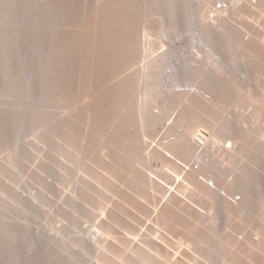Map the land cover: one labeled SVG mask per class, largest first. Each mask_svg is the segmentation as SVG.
I'll return each mask as SVG.
<instances>
[{
    "label": "rangeland",
    "instance_id": "1",
    "mask_svg": "<svg viewBox=\"0 0 264 264\" xmlns=\"http://www.w3.org/2000/svg\"><path fill=\"white\" fill-rule=\"evenodd\" d=\"M1 1L0 3H3ZM48 1L54 3L52 4L53 10L47 8L51 14L49 13L50 16L47 19L49 21H46V25H44L51 32V42L49 43L51 58H49V61L46 58L47 56L44 57L43 55L41 56L44 59H41V56L38 59L36 58V62L40 61L41 65H38L41 67L39 69L24 67L23 70L21 68L23 78L19 88L15 87L16 84L10 83L5 84L6 89L0 91V166H2L0 167V179L8 182L13 181L14 183L21 182L22 179H16V175L20 174L18 171L21 169L19 172L24 177L22 183L37 184L39 188L35 187L33 189L40 190L41 187L48 201L45 200L44 202L42 200V203H45L43 205H40L41 202L38 204L35 199L33 201V198L30 199L29 190H26L27 192L24 190L25 187L22 189L8 185L0 186V247L4 253L3 260L15 264L16 261H23L26 258L23 256L22 250L21 252L17 250L16 242L11 237L10 231L15 228L20 229L21 226L23 231L26 229L28 231H31V229L32 231L37 230V228L33 229L32 226H36L38 221L40 223V225L38 223L40 226L38 228L42 230V224L48 226V222L52 221V215L46 218L41 208L46 207L49 203L50 209L54 210V213L51 212V214H55L54 201L60 198L59 204L56 205L57 209L60 210V207L62 209L68 202L66 199L73 194L72 203H67L68 206H66L75 209L74 211L80 210L78 211L80 215L75 214L76 220L80 216L79 222L86 221L89 227L100 229L103 238H108L105 242H108L107 245L112 244L113 242L109 243V241L111 242L115 238L116 241H122L123 243H127L129 239L128 244L131 245L129 247L132 250V246H136V243L145 242L154 249L153 252H165L170 256L174 254V256H183L184 260L176 257L177 260L186 261L182 264H194V262L195 264H225V261L226 264H232L229 263L231 262L230 259L233 264H264V217H262L264 216V52L262 51V54H259L255 52L253 47V49L249 47L251 51L246 48L250 44H254L252 39L244 38L245 35L237 30L239 26L235 21V16L226 15L224 22L226 27L218 36L215 29L213 30L209 23L206 24V12L203 13L201 10L203 7L201 0ZM218 1L221 0H207L208 8ZM236 1V7L241 6L242 0ZM23 2L26 3L24 0ZM2 8V4H0V10H5L6 6L4 9ZM32 11L27 14V19L25 17L31 29L27 24L23 26L28 29L19 27L23 29L21 32L25 34L23 37L27 40L33 37L34 46H38L39 44L42 45L41 41H38L41 39L38 35L40 29L38 18L43 19L40 16L37 18L34 7ZM248 11L247 8L241 11L244 20L259 23L260 20L255 12L251 16V13L248 15ZM201 12L204 14L203 18ZM163 13H168L171 16V23L165 29H163L165 26L160 27L159 24V21L160 23L163 21V25L165 23ZM161 16L163 20L160 18ZM176 16L183 18L184 24L181 27L174 24ZM262 16H264V5ZM201 20H204L203 24ZM192 22L196 23L201 38H204L209 47L220 55L224 61L223 63H226V65L230 62L235 63V68L242 73V78L231 73H222L216 79L209 72L205 63H202L201 58L196 59L188 55V52L190 54L197 51V44L194 42L191 28ZM248 24L249 22L242 23L244 26L242 28L248 35L252 34L251 36L257 37L259 34H264V30H261L259 26L254 28L252 24ZM228 26L234 29L227 28ZM187 27L189 29L184 32V28ZM24 29L27 30V33ZM161 29L167 30L166 33L172 39L177 38L183 32L182 35H186L184 37L188 41V51L185 50L186 47L183 43L181 45L175 43L176 48H172V44L170 45V42L165 40V33ZM144 32L147 33L145 39L143 37ZM1 33L3 36H0V41H3V31ZM9 33H5L7 38H4V42L7 41L8 43L9 40V47L12 46V49H18V51L24 53L26 50L23 48L25 44L16 41L15 36H10ZM15 42L19 46H15ZM126 43H129L128 47ZM133 43L135 44L133 45ZM132 46L135 51L130 49ZM6 47L3 46L5 51L2 54L4 55L8 54ZM0 48H2L1 45ZM128 50L135 58L130 55ZM11 51V55L18 52ZM199 52L197 54L202 53ZM253 54L259 56L258 59ZM128 55L132 58H129ZM260 57L262 58L260 59ZM127 62L131 63L130 65L136 63L130 71L127 69L129 67ZM159 63H163V65L171 63L172 68L167 67L166 69L163 68V72L159 71L162 74L164 73V76H161L162 79L160 78L161 81L156 86L157 83L153 80L155 81V76L158 75L155 73H158L157 66H161ZM8 66L11 68L10 63H8ZM9 70L12 72L13 69ZM7 72L9 74L8 70ZM119 72L120 74H117ZM35 79H41L42 81V89L37 93L34 91L32 84V80ZM191 79H196L193 81H196L195 83L205 91L204 93H210L218 101L212 103L197 95L178 92L169 88V86L173 88V84L178 86L190 85L192 84ZM123 84L128 86L127 89L125 88L126 85ZM147 85L150 88V99L146 103L142 92L144 86ZM237 85H240L242 89H235ZM123 86L124 88H122ZM71 87L74 88L71 90ZM132 87H134L133 90ZM208 93L206 94L208 95ZM126 99L129 100L130 104ZM25 112H30L34 116L29 125L23 119ZM170 122L173 123L172 126H170ZM202 126L209 127H207V132L213 134L212 141L217 139L220 142L221 150H218L215 155H206V165L201 166L198 170H193L187 168V165L195 158L196 152L192 143V136L197 130L204 129ZM57 127L59 128L57 129ZM52 128H56V130ZM180 128L184 132L170 139L171 136L169 137V135H173L174 131H180ZM51 129L53 132H49L52 131ZM181 141L188 142L189 150L183 151L174 148L176 143ZM210 149L211 144L207 146L206 154ZM18 151L19 153L20 151L23 152L20 153L21 158L16 161L14 153ZM54 154L58 155L57 160ZM8 157H11L12 160H8ZM18 160L19 163L22 162L23 164L27 162L25 167L19 166ZM53 160H55V163L58 161V164H60L57 166L54 163L53 166H56V169L48 166V163L54 162ZM6 161L12 163L8 164ZM62 163L64 166L61 165ZM4 164L7 167H4ZM64 167H68L67 173L63 172H66ZM170 168H173L172 171L176 170L178 174L173 175V173H170ZM51 171L54 175V184H57H55L58 192L56 194H54L51 187L53 180ZM153 172L156 174L159 172L157 175L161 177V180L163 176L166 178L163 180L164 182L162 181L163 185L160 184L162 182L157 175H155V178L157 177L159 179L158 183L159 181L160 183L157 184L155 180H152L154 178L151 176L155 174ZM33 174L34 176L38 175V180H31ZM62 176H65V179L62 180ZM18 177L20 178V176ZM35 178L37 179V176ZM29 181H33V183ZM37 181L39 183H36ZM59 181H62L61 185ZM153 182L154 185L156 184L155 186ZM191 182L202 187L203 191L207 192H203V194L208 196L197 195L198 188L196 190ZM255 184L257 187H253ZM192 185L196 191L193 187H190ZM177 188L179 191L186 192L192 190V197L195 191L196 195L192 198L189 196L191 195L190 192H188L190 194L186 192H183V194ZM60 192L62 193L59 194ZM249 192L257 195L255 197L257 205H255L256 203L253 204L255 201ZM244 193L245 195L248 193L249 197L244 196ZM12 194H15L16 197ZM20 194L21 196L24 194L25 198L29 197V200L26 198L29 204L36 201L35 203L39 206L35 205L38 212L31 216L32 218L37 215L34 217L36 219L32 218L36 225L31 222L32 225L26 223L27 218L29 220L31 215L28 209L29 204L25 203L26 205H24L26 200ZM185 194L189 198L184 199ZM74 195L76 199L73 198ZM17 196L20 197L19 199L24 200L23 204L19 201L22 205L15 199ZM234 197H241L242 205H238L242 207V211L241 208L237 211L236 206L231 203ZM250 197L252 202H249L250 199L248 200ZM226 198L228 201L225 200ZM7 200L12 201V203ZM75 200H77V203ZM220 200L226 203L224 204ZM69 204H72L75 208ZM255 206L258 208L256 207L254 211L253 207ZM156 207L160 210H158L160 216L158 214L157 216L153 215L157 213ZM70 208L68 210L64 207V210H60L58 214L61 215L62 211H69V214ZM13 210L15 213L21 210V214L17 213L20 216L23 215L24 218L17 216L20 219L11 222L14 217L11 215L14 214ZM74 211L73 213H75ZM163 212L165 215L167 214L169 223L168 219L167 222H164L166 216L163 215ZM241 212L246 213L245 218L239 216ZM73 213L70 214L71 216L69 215L72 219L74 217ZM68 214L65 215V219ZM10 216L12 217L10 218ZM63 216L61 215L58 218L63 219L62 221L68 224L67 226H71V222L74 224L75 219L71 221L72 219L70 220L67 217L68 222V220H64ZM161 216L163 218L160 220ZM157 217L159 221L156 219ZM58 218L55 220V225L61 228L62 222ZM154 218L157 223L159 222L158 224L153 222ZM235 220H238V223ZM118 221L120 222L118 223ZM79 222L75 223L78 224ZM15 223H19L20 227L16 224L17 228ZM65 223L64 225H66ZM155 223L157 226L162 223L159 225L160 227L158 226L162 228L161 231L158 230L157 226L155 227ZM167 223L174 226L171 233L172 227L170 229L169 226V233L167 232L168 228L165 232L163 231V226L165 224L167 226ZM76 224L74 225L76 226ZM75 226L73 227L75 228ZM166 226L164 227L166 228ZM51 229L54 230L55 228ZM48 236L50 237V235L43 236L42 240L51 239L54 248L50 245L51 243H48L49 246L54 250H58L55 238L51 236L53 240ZM55 237L58 238V236ZM119 238H121V241ZM187 240L189 242L186 244L189 247L185 248L186 246L183 245H186L184 242H187ZM180 241H183L182 248L177 247L179 245L177 243H181ZM122 242L121 245H123ZM133 242H135V245ZM64 243L66 247L72 245L71 243L70 245L67 244V241H64ZM55 244L57 248H55ZM232 245H234V248L230 247ZM75 246L78 245L75 244ZM173 246H176L177 250L175 251H178L179 254H176L175 251L171 252V250L176 249ZM83 249L87 251L85 253L81 252L84 260H86L89 250L84 247ZM92 249H94V245ZM57 252L59 256H65L64 258L70 256L69 254L66 257L65 253L60 250ZM224 252L227 253L228 257ZM230 253H235L239 257L231 255V257H234L232 259ZM238 253L243 255L242 259H240L241 254ZM82 255L79 256L78 254L79 257ZM224 256H226L228 262ZM186 257L188 258L186 259ZM64 258L61 257L62 260H65ZM238 258L240 261H238ZM90 260V262L94 261ZM68 262L70 263V261ZM178 262L181 263L179 260Z\"/></svg>",
    "mask_w": 264,
    "mask_h": 264
},
{
    "label": "bare ground",
    "instance_id": "2",
    "mask_svg": "<svg viewBox=\"0 0 264 264\" xmlns=\"http://www.w3.org/2000/svg\"><path fill=\"white\" fill-rule=\"evenodd\" d=\"M24 1H26V3H24L23 2V0L21 1V0H2L1 2H3V3H0V4H2V9H4L5 8V6H6V8H5V10H0V11H3V12H0V31L2 32L3 31V34H4V38H7V37H5L6 35H5V33L6 34H8L9 32H12V33H14V34H10V36L12 35L13 37L15 36V39H16V41H18L19 43H23V44H25L24 45V49H26L25 50V52L24 53H22L20 50V52L18 51V49H12L11 47L12 46H10L9 47V40H8V43H7V41H6V43L4 42V38H3V41L1 42L0 41V45L2 46V48H0V91L1 90H4V89H6L5 87V84H10V83H14V84H16L15 85V87H20V82L22 81V78H23V72H22V70H23V68L24 67H32V68H40L39 67V65L38 64H40V61H38V62H36V60L38 59V58H40V56L41 55H43L44 57H46V58H48V61H49V58H51V50H50V48H49V43L51 42L50 41V36H51V32L48 30V29H46L45 27L46 26H44V25H46V21H49V20H47L48 19V17L50 16V11H48V10H51L52 9V7H53V5L52 4H54L53 3V1H52V3L50 2V1H41V0H24ZM99 2H101V1H99ZM201 2L203 3V7H202V12L204 13V12H206V24H210L211 26H212V29L214 30L215 29V32L217 33V35L218 36H220V34H221V31H223V29H225V16H223V14H222V12H217V11H215L214 9H213V4L212 5H210V7L208 8V3H207V0H201ZM236 0H229L228 1V3H229V5H230V7H228V11H226V13L228 12V13H230L231 15H234L235 16V21H236V23H238V26H239V29H237L240 33H242L243 35H245L244 36V38H246V39H252V43L254 44V45H252V44H250L249 46H247L246 48H248L249 49V47H253L254 48V50H255V52H258L259 54H262V51L264 52V34H259V36H251V35H248L244 30H243V28L242 27H244L243 25H242V23L244 22V23H248L249 22V24H252V26L254 27V28H256L257 26H259V28L261 29V30H264V16H262V14H263V5H264V0H257L256 1V3L255 4H252V2L251 1H246L245 2V4H243L241 7H238V8H236L235 9V5H236ZM98 3V2H97ZM58 6V5H57ZM35 8V11L34 12H37V18H38V16H40L43 20H40L39 18H38V24H39V26H40V29H39V32H38V35H40V38L41 39H37L39 42L41 41V43H42V45L41 44H39L38 46L36 45V46H34L35 44H34V40L31 38V39H29V40H27V38L25 39L23 36H25V34H23V32H21L23 29H21L22 27H24V28H26V29H28L27 27H25V26H23V25H26L27 24V26H29L28 25V23H27V20H25V17H26V19H27V14H29V13H31V12H33L32 11V8ZM55 7V6H54ZM234 7V8H233ZM47 8H48V10H47ZM58 8V7H57ZM245 8H247V10H249L248 11V15L250 14L251 16L254 14V12H255V15L258 17V19L260 20V22L259 23H253V22H251V20H244V15L241 13V11L243 10V9H245ZM53 10V9H52ZM201 12V16H202V18H203V16H204V14ZM50 13V14H49ZM225 13V14H226ZM166 14V15H165ZM163 13V17L165 18L164 20H165V23H164V25L162 24L163 23V21L160 23V21H159V24H160V27H162V26H165L163 29H165V28H167L168 26H169V24L171 23V16L168 14V13ZM165 15V16H164ZM160 17L161 19L163 18V17ZM250 17V16H249ZM163 20V19H162ZM201 22H202V24L204 23V20H201ZM262 23V24H261ZM158 24V25H159ZM162 24V25H161ZM174 24H176V26H179V27H181L182 26V24H184L183 23V18L182 17H180L179 16V18H178V16H176L175 18H174ZM248 24V25H249ZM157 25V26H158ZM168 25V26H167ZM19 26H21V28L19 27ZM156 26V25H155ZM156 26V27H157ZM167 26V27H166ZM237 26V25H236ZM237 26V27H238ZM155 27V28H156ZM18 28V29H17ZM19 28L21 29L20 31H19ZM29 28H30V26H29ZM191 28H192V32H193V39H194V42H195V44H197V46L195 45V44H193L194 46H196L198 49H197V53L200 51V52H202V53H200V54H197L196 53V55H200V56H198L196 59H198V58H201L202 59V63H205V59H203V58H205V57H209V55L211 56H215L217 59H218V64H217V66H216V68L219 70V72H220V74H222V73H231V74H233V75H235V76H237V77H240V78H242L243 76L241 75L242 73L239 71V70H237L236 68H235V63H228L227 65H226V63H223L224 61L222 60V58L220 57V55H218V54H216L212 49H211V47H209V44H207V42L205 41V39L203 38H201V36L199 35V32H198V29H197V27H196V23L194 22H192L191 23ZM210 28V27H209ZM221 28V29H220ZM227 28H231V29H234V28H232L231 26H228ZM31 29V28H30ZM163 29H161V30H163ZM185 30H184V32L187 30V29H189V27H187V28H184ZM259 29V30H260ZM25 30V29H24ZM128 30V29H127ZM257 30V29H256ZM5 31H7V32H5ZM26 31V33H27V30H25ZM158 30L156 29V32H157ZM164 31V30H163ZM167 31V30H166ZM166 31H164V33H165V40H167V41H169L170 42V45H171V47L172 48H176L175 46H177L178 44L179 45H181L182 43L184 44V46L186 47V49L185 50H187L188 51V41H187V38H185L184 36H186V35H182V33H180L179 34V36L177 37V38H175V39H172L167 33H166ZM0 32V33H1ZM125 32V31H124ZM128 32V31H127ZM161 32V31H160ZM96 33V32H95ZM259 33H260V31H259ZM262 33V32H261ZM2 34V33H1ZM0 34V36L2 37L3 35H1ZM257 35H258V32H257ZM10 36H9V38H10ZM249 36V37H248ZM38 37V36H37ZM126 37H127V33H126ZM143 37H144V39L145 38H147V33L146 32H144L143 33ZM250 37H252V38H250ZM8 38V39H9ZM129 39V38H128ZM96 41V40H95ZM127 41V40H126ZM135 41V40H134ZM133 41V42H134ZM174 41V42H173ZM251 41V40H250ZM255 41V42H254ZM257 42H258V44H257ZM2 43V44H1ZM5 43V44H4ZM16 43V42H15ZM30 44V46H28L29 44ZM33 45H32V44ZM38 43V42H37ZM131 43V42H130ZM177 45H176V44ZM96 44V43H95ZM98 44V43H97ZM129 44V43H128ZM128 44L126 43V46L128 47ZM135 43H133V45H134ZM5 45V47H6V45H8V47H6L5 49H7L8 50V54H7V52H6V54L7 55H4V54H2V52L3 51H5V50H3V46ZM17 45V43L15 44V46ZM169 45V44H168ZM169 45V46H170ZM17 46H19V45H17ZM26 46V47H25ZM34 46V47H33ZM95 46V45H94ZM39 47H41V48H39ZM96 47V46H95ZM115 47V46H114ZM200 47H202V48H200ZM11 48V49H10ZM136 48V47H135ZM250 48V49H251ZM252 48V49H253ZM126 49H128V48H126ZM130 49H134L133 48V46L132 47H130ZM249 49V50H250ZM12 50V51H11ZM16 50V51H15ZM137 50V49H136ZM10 51L11 52H17L16 54H14V53H12L13 55H11L10 54ZM130 50H128V52H129ZM133 51H135V49L133 50ZM140 51V50H139ZM251 51V50H250ZM127 52V53H128ZM132 52V51H131ZM253 52V51H252ZM261 52V53H260ZM5 53V52H4ZM39 53V54H38ZM90 53H91V51H90ZM94 53V52H93ZM130 53V52H129ZM128 53V54H129ZM134 53V52H133ZM2 54V55H1ZM37 54L39 55L38 57H37ZM92 54V53H91ZM140 54V53H139ZM248 54H249V52H248ZM251 54V53H250ZM130 55L132 56V54L130 53ZM136 55V54H135ZM188 55H190L191 57H193L192 56V54L190 53L189 54V52H188ZM201 55H203V56H201ZM253 55H256V54H253ZM94 56V55H93ZM129 56V55H128ZM257 56V55H256ZM126 57H127V54H126ZM133 57V56H132ZM132 57H130L129 56V58H132ZM139 57V56H138ZM258 57L259 56H257V59H258ZM37 58V59H36ZM43 57L41 56V59H42ZM45 58V59H46ZM95 58V57H94ZM128 58V59H129ZM133 58H135V57H133ZM262 57H260V59H261ZM36 59V60H35ZM44 59V58H43ZM53 59H55L54 57H53ZM251 59H253V58H251ZM92 60H94V59H92ZM129 60H131V59H129ZM128 60V61H129ZM134 61V60H133ZM94 62V61H93ZM125 62H126V60H125ZM131 62V61H130ZM260 62V61H259ZM8 63H10L11 64V68L13 69L12 70V72H11V70H9V69H11V68H9V66H8ZM23 63V64H22ZM91 64H92V62H91ZM125 64V63H124ZM131 64V63H130ZM128 62H127V66L129 65V67L127 68L129 71H130V69L134 66V64H136V63H134V64H132V65H130ZM159 64H161V63H159ZM226 66H225V65ZM41 65V64H40ZM131 66V67H130ZM172 68V66H171V63H169V65L168 64H166V65H163V63L161 64V66H157V68H158V73H155L157 76H155V78H156V80L154 81L153 80V82H156L157 84H156V86L160 83V78H161V76L163 75L164 76V73L162 74V72H163V68ZM207 67V66H206ZM225 67V68H224ZM21 68H22V70H21ZM124 69H125V67H123ZM122 68V69H123ZM208 68V67H207ZM119 69V68H118ZM7 70L9 71V74H8V72H7ZM117 71V70H116ZM159 71H162L161 73L159 72ZM130 73H132V72H130ZM129 73V74H130ZM117 74H120V72L119 73H117ZM131 75H134V74H131ZM136 75V74H135ZM130 76V75H129ZM126 77H128V76H126ZM131 77V76H130ZM133 77V76H132ZM135 77V76H134ZM159 77V78H158ZM119 78V77H118ZM129 78V77H128ZM127 78V79H128ZM135 78H137V77H135ZM154 78V79H155ZM129 79H131V78H129ZM128 79V80H129ZM133 79V78H132ZM162 79V78H161ZM198 79V78H197ZM138 80V79H137ZM148 80V79H147ZM192 80V79H191ZM193 80H196V79H193ZM192 80V84L193 83H195L196 81H193ZM132 81V80H131ZM134 81H135V79H134ZM44 82V81H43ZM129 82V81H128ZM119 83V82H118ZM135 83H136V81H135ZM249 83V82H248ZM32 84H33V88H34V91L37 93V92H39V91H41V89H42V81H41V79L40 80H38V79H35V80H32ZM145 84H147V83H145ZM124 85V84H123ZM126 85V84H125ZM124 85V86H125ZM130 85V84H129ZM132 85V84H131ZM154 85H155V83H154ZM124 86L122 87V88H124ZM138 86V85H137ZM136 86V87H137ZM167 86H169V85H167ZM178 85H174L173 84V88H176ZM186 86H188L187 84L185 85H180V86H178V87H186ZM249 86H250V83H249ZM14 87V86H13ZM13 87H11V88H13ZM127 85L125 86V88L127 89ZM151 87H152V85H151ZM251 87V86H250ZM250 87H248V88H250ZM72 88H74V87H71V90H72ZM130 88V87H129ZM133 88L134 87H132L131 89L133 90ZM141 88H142V86H141ZM224 88V87H223ZM10 89V88H9ZM63 89H65V88H63ZM121 89V88H120ZM149 89L150 88H148V85L147 86H144V91L143 90H141V91H143L142 92V95H143V97H144V102H148L149 101V99H150V92H149ZM152 89V88H151ZM225 89V88H224ZM235 89H237V90H239V89H242V87H240V85H237V87H235ZM63 91V90H62ZM113 91V90H112ZM128 91V90H127ZM129 91H131V90H129ZM201 91L202 92H205L203 89H201ZM65 92V91H64ZM73 92V91H72ZM120 92V91H119ZM133 92V91H132ZM67 93V92H66ZM117 93V92H116ZM127 93V92H126ZM206 93H208V92H206ZM123 94V93H122ZM130 94V93H129ZM134 94V93H133ZM209 95H211L210 93H208ZM120 95V94H119ZM124 95V94H123ZM253 95V94H252ZM255 95V94H254ZM125 96V95H124ZM132 96V95H131ZM197 96H199V97H201V98H203L202 96H200V95H197ZM212 96V95H211ZM118 98V97H117ZM132 98V97H131ZM89 99H90V97H89ZM124 99V98H123ZM204 99V98H203ZM121 100V99H120ZM204 100H206V99H204ZM83 101V100H82ZM88 101V100H87ZM126 101H128L129 102V100H127L126 99ZM206 101H209V102H212V103H215L216 101H218V99L216 98V97H213L212 96V98L210 99V100H206ZM82 104V103H81ZM126 104H127V102H126ZM128 104H130V102L128 103ZM73 110V109H72ZM131 110V109H130ZM63 113V112H62ZM33 114H31L30 112H25V114L23 115V119H24V121L26 122V124H28L29 125V123H30V121H32L33 120ZM69 121V120H68ZM170 124V126H172L171 124H173L172 122H170L169 123ZM3 125V124H2ZM27 125V126H28ZM5 126V125H4ZM29 127V126H28ZM168 127H169V125H168ZM208 127V126H207ZM207 127L206 126H202V128H204V129H199V130H197L196 132H195V134H194V136H192V143H193V146H195L196 147V144H194V142H196V141H194L195 140V138H196V136H197V134H202V135H204L205 137H206V140H207V142L208 141H212V139H213V134L212 133H209V132H207L208 131V129H207ZM59 127H57V129H58ZM209 128V127H208ZM53 129V128H52ZM51 129V130H52ZM49 130V129H48ZM47 130V131H48ZM53 130H56V128L55 129H53ZM53 130L52 131H49V132H53ZM59 131V130H58ZM58 131H56V132H58ZM210 131V130H209ZM61 132V131H60ZM182 132H184V130H180V131H174V134L172 135V134H170L169 135V137L171 136V138L170 139H172V138H174V137H176L178 134H181ZM45 133V132H44ZM111 133V132H110ZM46 134V133H45ZM44 134V135H45ZM50 135V134H49ZM46 136H48V135H46ZM174 136V137H173ZM212 136V137H211ZM215 137V136H214ZM217 140V139H216ZM206 142V143H207ZM218 148L217 149H220V146H221V144H220V142L218 141ZM174 147V146H173ZM190 146H189V144H188V142H185V141H181V142H179V143H176V146L174 147L175 149L177 148V149H180V150H183V151H185V150H189L188 148H189ZM21 152H23V151H20V153ZM215 153H217L218 152V150L217 151H214ZM19 153V151L18 152H16V153H14L15 154V160L17 161V159H20L21 157H20V155L22 154H18ZM55 155V154H54ZM208 155V154H207ZM209 155H212V153H210ZM22 156V155H21ZM130 156V155H129ZM18 157V158H17ZM23 157H24V155H23ZM22 157V158H23ZM55 157H57L56 158V160L58 159V155L56 156L55 155ZM12 160L11 159V157L9 158L8 157V160ZM130 159V158H129ZM132 159V158H131ZM7 160V161H8ZM23 160H24V158H23ZM23 160H21V161H23ZM6 161V162H7ZM24 161H26V160H24ZM54 162H51V163H48V166H50V168H55L53 165H54V163H55V160H53ZM3 162V161H2ZM1 162V163H2ZM11 162V161H10ZM10 162H7L8 164L10 163ZM205 162H207V160L205 161ZM205 162H203V164H201L202 165V167L203 166H205L206 164H205ZM3 163H5V162H3ZM12 163V162H11ZM10 163V164H11ZM14 163V162H13ZM17 163V162H16ZM18 163H19V160H18ZM17 163V164H18ZM27 163V162H26ZM26 163L25 164H23L22 162L21 163H19L18 165L19 166H23V167H25V165H26ZM53 163V164H52ZM29 164V163H28ZM2 165V164H1ZM13 165V164H12ZM55 165H60V164H58V161H56V163H55ZM61 165H63V163L61 164ZM6 165L4 164V167H5ZM17 166V165H16ZM18 166V167H19ZM64 166V165H63ZM0 167H2V166H0ZM7 167V166H6ZM18 167H16L17 169H18ZM59 167H61V166H59ZM15 168V167H14ZM65 168V167H64ZM68 168V167H67ZM67 168H65L66 169V172L65 171H63L64 173H67V171H68V169ZM1 169V168H0ZM3 169V168H2ZM20 169V168H19ZM56 169V168H55ZM60 169V168H59ZM58 169V170H59ZM166 169H168V168H166ZM171 169V171H172V169L173 168H170ZM170 169H169V171H170ZM200 169V168H199ZM21 170V169H20ZM19 170V171H20ZM58 170H56L57 172H58ZM18 171V173H20V174H18V175H16L17 176V178L16 179H22V181H23V179H24V177H23V174L21 173V172H19ZM61 171V170H60ZM170 171V173H173V175H176V173H177V171L176 170H174V171H172L171 172ZM17 172V171H16ZM52 172L53 171H51V177L53 178V180H52V182H51V187H52V191L54 192V194H56V192H57V188L55 187V184H54V175L52 174ZM54 173H55V171H54ZM60 174H61V172H59ZM153 173H155V172H153ZM152 173V174H153ZM159 173V172H158ZM157 173V174H158ZM168 173V172H167ZM175 173V174H174ZM17 174V173H16ZM57 174V173H56ZM59 174V175H60ZM156 173L155 174H153L154 175V177H153V175L151 176L152 178H154V179H152V180H155V183H157V184H159L160 183V181L162 182L163 180H165L166 178L164 177V179H163V177H162V180L160 179L161 177H158L159 175H157ZM178 174V173H177ZM62 175V174H61ZM61 175H60V178H61ZM69 175V174H68ZM155 175H157V177L160 179V181H159V183H158V178L156 179L155 178ZM171 176H172V174H170ZM223 175V174H222ZM18 176H20V178L18 177ZM37 176V179L35 178ZM36 176H34V174L32 175V178H31V180H38V175H36ZM160 176H162V174H160ZM57 177L59 178V176L57 175ZM56 177V178H57ZM65 177V176H64ZM63 176H62V180L63 179H65ZM224 177V176H223ZM226 177V176H225ZM55 178V179H56ZM179 178V177H178ZM220 178V177H219ZM175 179V178H174ZM180 180H183V179H181V178H179ZM178 179V180H179ZM57 180V179H56ZM60 180V179H59ZM223 180V179H222ZM21 181V182H22ZM39 181H41V180H39ZM39 181H37L36 183H39ZM58 181V180H57ZM66 181H67V179H66ZM65 180H64V182H66ZM20 182V181H19ZM56 182V181H55ZM60 182V181H59ZM63 182V183H64ZM164 182V181H163ZM160 183L161 185H163L164 183ZM166 182V181H165ZM183 182V181H182ZM206 182V181H205ZM225 182H227V181H225ZM61 183H62V181L60 182V185H61ZM187 183V182H186ZM218 183V182H217ZM221 183V182H220ZM230 183V182H229ZM59 184V183H58ZM168 184V183H167ZM178 184V183H177ZM183 184V183H182ZM188 184V183H187ZM191 184H194V187L196 188V190H197V188H198V190H197V195L198 194H200V195H204L203 194V192L205 193L206 191H203V188L202 187H200V186H197V184H195L194 182H191ZM190 184V185H191ZM219 184V183H218ZM231 184V183H230ZM41 185V184H40ZM57 185V184H56ZM153 185H154V182H153ZM156 185V184H155ZM154 185V186H155ZM175 185V184H174ZM205 185H206V183H205ZM208 186H209V184H207ZM213 185H214V183H213ZM223 185V184H222ZM229 185V184H228ZM37 186V185H36ZM159 187H161L160 185H158ZM220 186V185H219ZM38 187V186H37ZM177 187H179L178 185H177ZM181 187H182V185H181ZM189 187V186H188ZM190 187H193V185L192 186H190ZM193 187V188H194ZM210 187V186H209ZM208 187V188H209ZM224 187V186H223ZM222 187V188H223ZM253 187H257V185L255 184V185H253ZM24 188V187H23ZM22 188V189H23ZM39 188V187H38ZM37 188V189H38ZM157 188V187H156ZM180 188V187H179ZM195 188H194V190H195ZM229 188V187H228ZM131 189V188H130ZM174 189H176V188H174ZM178 189V188H177ZM186 189V188H185ZM192 189V188H191ZM200 189H202L201 191H200ZM207 189V188H206ZM218 189V188H217ZM24 190L26 191V190H29V193H30V196H31V198L30 199H32L33 198V201H34V199L38 202V204H39V202H41L42 203V200H44V202H45V200H47L48 201V199H47V197L45 196V194L43 193V190H42V188L40 187V190L38 189V190H35V189H33V188H24ZM24 190H22V192H24L25 194H27ZM133 190V189H132ZM153 190H155V189H153ZM193 190V191H194ZM195 190V191H196ZM223 190V189H222ZM254 191H255V193H256V190L255 189H253ZM252 190V191H253ZM178 191H179V189H178ZM181 191V190H180ZM179 191V192H180ZM193 192L194 193V195H196L195 193L196 192ZM207 191L209 192V190L207 189ZM211 191V190H210ZM251 191V190H250ZM251 191V192H252ZM16 192H18V191H16ZM15 192V193H16ZM20 192V191H19ZM21 192V193H22ZM173 192V191H172ZM177 192V191H176ZM179 192H178V194H179ZM182 193L183 192H186V191H181ZM188 192H190L191 193V195H189L190 197H192V190L191 191H188ZM188 192H186L187 194H190V193H188ZM12 193H14L13 191H12ZM58 193V192H57ZM62 192H60L59 194H61ZM154 193V192H153ZM181 193V194H182ZM207 193V192H206ZM212 193V192H211ZM250 193V192H249ZM255 193L253 194H251L250 196L251 197H253L254 199V201L256 200V196L257 195H255ZM19 194V193H18ZM180 194V195H181ZM184 194V193H183ZM187 194H185L186 195V197H185V195H183L185 198L184 199H186V198H189V197H187ZM222 194V193H221ZM256 194H258V193H256ZM13 195V194H12ZM15 195V194H14ZM13 195V196H14ZM24 194H22V196H23ZM73 195V194H72ZM72 195H70V198L68 197L67 199H66V201L68 200V202L67 203H72ZM179 195V196H180ZM194 195H193V197H194ZM206 195V194H205ZM204 195V196H205ZM246 195H247V197H249V194L248 193H246ZM245 195V193H244V196H246ZM255 195V196H254ZM20 196H21V194H20ZM21 196V197H22ZM29 196V195H28ZM206 196H208V195H206ZM205 196V197H206ZM227 196V195H226ZM14 197H16V196H14ZM24 197V196H23ZM45 197H46V199H45ZM192 197V198H193ZM200 197V196H199ZM210 197H212V196H210ZM242 197V196H241ZM240 197V198H241ZM246 197V198H247ZM248 198V200H249V202L252 200V198ZM20 198V197H19ZM18 198V196H17V198H15V199H17V201L19 202H22V204H23V199H19ZM25 198V197H24ZM26 198H28V200H29V197H26ZM25 198V200L26 201H24V205H26L25 203H27V205L29 204L27 201V199ZM64 198H65V196H64ZM73 198H75V195L73 196ZM198 198V197H197ZM240 198L238 199V200H236L235 198L232 200L233 202H231L233 205H235L236 206V208H237V211L239 210V208H241V211H242V207H240L238 204H241L242 205V201H240ZM245 198V197H244ZM243 198V199H244ZM258 198V197H257ZM19 199V200H18ZM61 199H62V197H61ZM76 199V198H75ZM132 199H133V197H132ZM147 199V198H146ZM191 199V198H190ZM190 199H189V201H190ZM212 199V198H211ZM222 199V198H221ZM74 200V199H73ZM135 200V199H134ZM194 200V199H193ZM192 200V201H193ZM215 200V199H214ZM225 200H227V198L225 199ZM245 200V199H244ZM32 201V200H31ZM31 201H29V202H31ZM32 201V202H33ZM35 201V202H36ZM65 201V202H66ZM76 201V203H77V200H75ZM74 201V202H75ZM132 201V200H131ZM187 201V200H186ZM219 201V200H218ZM221 201V200H220ZM223 201V200H222ZM221 201V202H222ZM228 201V200H227ZM253 201V202H254ZM19 202V204H21ZM33 203V204H29V212H30V219L28 220V218L25 216V218H27V224H31V223H33V225L35 224V222H34V220L32 219V218H34V217H36V216H34V217H32L31 218V216H33V215H35L34 213H36V212H38V210H37V207L35 206V205H37L36 203ZM42 203V204H40V205H43V204H45V203ZM201 202V201H200ZM211 202V201H210ZM224 202V204L226 203L225 201H223ZM252 202V201H251ZM67 203L65 204V203H63V204H65L64 206H63V210H64V207H66V209L68 208V210H69V208L70 207H67L68 205H67ZM132 203V202H131ZM154 203V202H153ZM187 203V202H186ZM193 203V202H192ZM256 203V204H255ZM21 204V205H22ZM49 204V203H48ZM47 204V205H48ZM74 204V203H73ZM210 204H212V203H210ZM217 204V203H216ZM253 204H255V205H257V202L255 201ZM252 204V205H253ZM23 205V206H24ZM67 205V206H66ZM70 205V204H69ZM239 207H238V206ZM38 206V205H37ZM46 206V205H45ZM70 206H72V204L70 205ZM145 206V205H144ZM153 206H155V205H153ZM224 206V205H223ZM226 206V205H225ZM224 206V207H225ZM26 207V206H25ZM39 207V206H38ZM73 207V206H72ZM190 207H192V206H190ZM256 207L257 206H255V207H253L254 208V211H255V209H256ZM22 208V206L20 207V209ZM24 208V207H23ZM73 208H75V207H73ZM155 208V207H154ZM252 208V209H253ZM258 208V207H257ZM18 209V208H17ZM41 209H43V208H41ZM61 209V210H62ZM156 209H157V207H156ZM15 210V209H14ZM13 210V211H14ZM37 210V211H36ZM70 213L68 214V212L69 211H62V213H61V215H64L63 217H64V220H68V218L71 220L72 219V217L70 218L69 217V215L70 214H72L73 213V211L75 210V209H72V208H70ZM159 209H157L156 211H157V213L156 214H153L154 216H157V214L159 213V211H158ZM263 210H264V207H263ZM12 211V212H13ZM16 211V210H15ZM15 211H14V214H17V215H14V214H11V215H13L14 217L11 219V222H12V220H15L14 222H16V221H18V219H20L21 217H23V215L22 216H20V215H18V213L17 212H19L20 214H21V210L20 211H17L16 213H15ZM42 211V210H41ZM77 211V210H76ZM76 211H74L75 213H73V215H74V217H75V214L78 216V215H80L79 213H78V211H80V210H78L77 212ZM122 211V210H121ZM163 211V210H162ZM161 211V212H162ZM245 211V210H244ZM254 211H252V212H254ZM24 212H25V210H24ZM166 212H167V210H166ZM23 213V212H22ZM164 213V212H163ZM163 213H161V214H163ZM37 214V213H36ZM39 214V213H38ZM68 214V218L66 217V219H65V215H67ZM259 214V213H258ZM25 215H27V214H25ZM60 215V216H61ZM72 215V216H73ZM164 216H166L165 215V213L163 214ZM245 215H246V213H242L241 212V214L239 215L241 218H245ZM256 215V214H255ZM17 216H20V218L19 217H17ZM71 216V215H70ZM158 216H160L159 214H158ZM12 216H10V218H11ZM38 217H39V215H38ZM73 217V219H75L74 220V224H76L77 222H79V218H80V216H79V218L76 220V217L74 218ZM120 217V216H119ZM126 217V216H125ZM262 217H264V216H262ZM9 218V217H8ZM24 218V217H23ZM161 218H163L162 216L160 217V220H161ZM31 219H32V221H31ZM34 219H36V218H34ZM73 219L71 220V221H73ZM81 219V218H80ZM149 219V218H148ZM156 219H158V217L156 218ZM164 219H166L165 221H164ZM164 219H162L164 222H167V219H168V217L166 216V218L164 217ZM171 219H172V217H171ZM178 219V218H177ZM239 219V218H238ZM8 220H10V219H8ZM22 220V219H21ZM63 220V219H62ZM61 220V222H62V226H61V228H60V239L59 238H57V237H55L54 236V234L53 233H51L50 231H53L51 228H49V229H45V230H41L40 228H38V227H40L39 225H40V223H39V221H38V223H39V225H38V223L36 222V226H32L33 227V229L34 228H37V230L35 229V230H33L32 231V229H31V231L29 230L28 231V229H26L25 231H23L22 229H23V227L21 226V231H20V229H13V231H10V234H12V238L15 240V242H16V248H17V250L19 251V252H21V250H22V252H23V256L24 257H26V258H24L25 260H23V261H16V263L15 264H86L87 262V264H182V262L183 263H185L186 261H183L184 259L182 258V257H179V256H174V255H172V256H170V255H168L167 253H163V252H161V253H157V251H155V252H153L154 251V249L153 248H151L149 245H147V244H145V242L144 243H136V246H132L131 248H132V250L130 249V247H129V245L130 244H128V241H129V239L128 238H126V239H128L127 240V243H126V245H125V243H123L122 241H121V238H119V240L123 243V245H121V242H118V241H116L115 239H113V240H111V242L109 241V243H112V244H108L107 245V243H105L106 241H107V239L108 238H103V236H102V232H101V230L100 229H98L97 227H90V228H95V229H97L96 231L97 232H99V234H100V239H90V240H87L84 236H83V232H81L80 231V228H79V226L77 227V225L78 224H76V226L73 224V222H71V226L69 227V226H67L68 224H66L64 221H62ZM125 220V219H124ZM137 220V219H136ZM246 220H247V218H246ZM23 221H25V220H23ZM151 221H153V220H151ZM157 221V220H156ZM155 221V218H154V221L153 222H156ZM158 221H159V219H158ZM162 221V222H163ZM171 221V220H170ZM200 221V220H199ZM237 223H238V220H235ZM241 221V220H240ZM13 222V223H14ZM31 222V223H30ZM68 222H69V220H68ZM76 222V223H75ZM120 221H118V223H119ZM124 222V221H123ZM163 222V223H164ZM196 222V221H195ZM198 222V221H197ZM20 223V222H19ZM19 223H15V225L17 224V225H19ZM21 223H22V221H21ZM64 223L66 224V225H64ZM137 223V222H136ZM157 223V222H156ZM156 223H155V227L157 226L156 225ZM159 223V222H158ZM157 223V224H158ZM168 223H169V219H168ZM167 223V224H168ZM171 223V222H170ZM23 224V223H22ZM42 224V223H41ZM125 224H126V222H125ZM145 224V223H144ZM160 224H162V223H160ZM159 224V225H160ZM172 224V223H171ZM193 224V223H192ZM13 225V224H12ZM17 225H16V227H17ZM24 225V224H23ZM32 225V224H31ZM30 225V226H31ZM122 225V224H121ZM121 225H120V227H121ZM143 225V224H142ZM158 225V226H159ZM173 225V224H172ZM243 225V224H242ZM24 226H26V225H24ZM28 226V225H27ZM43 226V225H42ZM73 226H75V228L73 227ZM146 226V225H145ZM157 226V227H158ZM164 226H166V224L164 225ZM163 226V228H164V232H165V230L168 228V233H169V230L171 229V227H172V229H171V231H170V233L172 232V230H173V227L174 226H170V224H168L167 226H166V228ZM170 227V229H169V227ZM15 227V226H14ZM18 227H20V225L18 226ZM17 227V228H18ZM119 227V228H120ZM154 227V228H155ZM160 227V226H159ZM158 227V230H162V228H159ZM234 227V226H233ZM236 227V226H235ZM27 228V227H26ZM29 228H31V227H29ZM117 228V227H116ZM130 229H131V227H129ZM24 229H25V227H24ZM40 229V230H39ZM51 229V230H50ZM121 229V228H120ZM123 229V228H122ZM144 229V228H143ZM156 229V228H155ZM154 229V230H155ZM239 229V228H238ZM237 229V230H238ZM240 229H241V227H240ZM19 230V231H18ZM124 230V229H123ZM126 230V229H125ZM142 230V229H141ZM146 230V229H145ZM232 230V229H231ZM117 231V230H116ZM236 231V230H235ZM3 232H5L4 230H3ZM12 232V233H11ZM21 232V233H20ZM120 232V231H119ZM224 232H227V231H224ZM239 232V231H238ZM8 233H9V231H8ZM116 233V232H115ZM156 233V232H155ZM232 233V232H231ZM243 233V232H242ZM127 235H128V233H126ZM125 234V235H126ZM157 234V233H156ZM238 234V233H237ZM45 235H50V237L49 238H52L53 239V237L55 238V243L57 242V245H58V250L57 249H53L54 247H53V245H54V243L52 242L51 243V239H45V237H44V239L47 241H49L50 240V242H46L45 240H42L43 239V236H45ZM51 236H53V237H51ZM47 237V238H48ZM123 237V236H122ZM155 237H158V236H155ZM160 237V236H159ZM261 238H262V236H260ZM110 238V237H109ZM118 238V237H117ZM131 238V237H130ZM260 238V239H261ZM111 239V238H110ZM158 239V238H157ZM160 239V238H159ZM238 239V238H237ZM237 239H235V240H237ZM54 240V239H53ZM52 240V241H53ZM64 240H69V242L67 243V244H69L70 245V243L72 244L71 245V247H66V245H65V243H64ZM133 240V239H132ZM131 240V241H132ZM179 240H181L180 238H179ZM241 240V239H240ZM115 241V242H114ZM134 241V240H133ZM183 241H186V240H183ZM182 241V242H183ZM227 241V240H226ZM229 241V240H228ZM261 241V240H260ZM263 241V240H262ZM96 242V243H95ZM130 242V241H129ZM137 242V241H136ZM162 242H163V240H162ZM177 242H179V241H177ZM181 242V241H180ZM177 243V244H179L177 247L178 248H180L181 247V245L183 244V243ZM189 241L187 240V242H184L185 244L186 243H188ZM53 247H51V246H49V244ZM64 243V244H63ZM134 243V245H135V242H133ZM224 243H226L225 241H224ZM241 243V242H240ZM261 243V242H260ZM53 244V245H52ZM75 244H77L78 246L76 247L75 246ZM80 245H81V247H80ZM86 245V246H85ZM89 245V247H87ZM93 245H94V249H95V252H94V249H92L93 248ZM133 245V244H132ZM148 247H147V246ZM229 245H230V243H229ZM229 245H228V247H229ZM242 245V244H241ZM55 246H56V244H55ZM131 246V245H130ZM172 246V245H171ZM176 246H173L174 248H176ZM183 246H186L185 248H187V244L186 245H183ZM225 246V245H224ZM234 245H232V246H230L231 248L233 247ZM238 246V245H237ZM51 247V248H50ZM83 247L86 249V250H89V254L86 256V260H84V257H83V253H81V252H87V251H85L84 249H83ZM87 247V248H86ZM92 247V248H91ZM152 249V251L150 250V248ZM167 247V246H166ZM189 247V246H188ZM226 247H227V245H226ZM55 248H57V246L55 247ZM61 248V249H60ZM89 248V249H88ZM135 248V249H134ZM148 248V249H147ZM173 248V249H174ZM182 248V247H181ZM184 247H183V249H185ZM234 248V247H233ZM243 248V247H242ZM172 249V248H171ZM229 249V248H228ZM239 249V248H238ZM61 251V252H64L63 254L64 255H66V257H67V255H69L70 254V256L69 257H67V258H64L65 256H59V254H58V252L56 253V251ZM134 250V251H133ZM175 250H177V248L176 249H174V250H171V252L172 251H175ZM240 250H242V249H240ZM69 251H73V252H75V253H69ZM148 251H149V253H148ZM180 252H181V250H179ZM232 251V250H231ZM239 251V250H238ZM25 252V253H24ZM61 252H60V254H61ZM176 252V254H179V252L178 251H175ZM178 252V253H177ZM226 252H228V250H226ZM226 252H224L225 253V255L228 257V255H227V253ZM239 252H241V251H239ZM243 252V251H242ZM67 253V254H66ZM76 253H78L79 254V256L80 255H82L81 257L83 258H81V257H79L78 256V254H76ZM150 253H152V254H150ZM174 253V252H173ZM224 253H223V255H224ZM232 253V252H231ZM229 254L230 255V258H232L231 257V255H236L237 256V254ZM239 255L241 254V253H238ZM246 254V252L244 253V255ZM86 255V254H85ZM84 255V256H85ZM187 256V255H186ZM226 256H224L225 257V259H226ZM235 256V259L237 258V257H239V256H237L236 257ZM241 257H240V259H242V254L240 255ZM250 256V255H249ZM3 257H4V253H3V249L0 247V264H10V263H8L7 261H5V260H3ZM61 257H62V259L64 258L65 260H62L61 259ZM79 257V258H78ZM176 257L178 258H182L183 260H180V259H178L179 261H181V263L180 262H178V260L176 259ZM190 257V256H189ZM188 257H186V259H187ZM192 258V257H191ZM229 258V259H230ZM234 258V257H233ZM232 258V259H233ZM248 259H249V257H247ZM66 259H67V262H66ZM69 259V260H68ZM89 259H92V260H94V263H92V262H90L89 261ZM239 259V258H238ZM237 259V260H238ZM240 259L238 260V261H240ZM192 260H194V259H192ZM227 260V259H226ZM252 260V259H251ZM68 261H70V263L68 262ZM85 261H87V262H85ZM190 261V260H189ZM225 261V260H224ZM229 261H231V262H229V263H232L233 264V262H232V260L230 259ZM227 262H228V260H227ZM235 262H237V261H235ZM187 263H189V262H187ZM197 263V262H196ZM224 263V262H223ZM194 264H195V262H194ZM225 264H226V261H225ZM237 264V263H236Z\"/></svg>",
    "mask_w": 264,
    "mask_h": 264
},
{
    "label": "built area",
    "instance_id": "3",
    "mask_svg": "<svg viewBox=\"0 0 264 264\" xmlns=\"http://www.w3.org/2000/svg\"><path fill=\"white\" fill-rule=\"evenodd\" d=\"M248 1V0H242V3H241V6L243 4H245V2ZM252 2V4H255L257 0H249ZM241 6H238V7H241ZM228 7H230L228 1H218L217 3H214L213 4V9L217 12H222L223 16L226 17V15H229L230 13H226V11H228ZM235 9L238 8L236 7V5L234 6ZM233 7V8H234ZM226 13V14H225ZM226 19V18H225ZM196 49H198L196 47ZM197 51L191 53L193 57L197 58L198 56L196 55ZM200 56V55H199ZM203 56V55H201ZM204 57V56H203ZM206 61H205V66H207L209 72L213 75V77H216V79L218 78V76L220 75V72L219 70L216 68L217 66V62H218V59L215 57V56H210L209 57H205L204 58ZM206 69V70H207ZM170 89H174L176 91H180V92H184V93H191L193 95H200L202 96L204 99L206 100H210L212 98L211 95H207L206 93L202 92L201 91V88L198 84L196 83H193V84H190L188 86H186L185 88L184 87H176V88H172L169 86ZM181 130V128H180ZM214 139V141H208L206 140V137L202 134H197L196 138L194 141V144H196V152H195V158L193 159L192 162H190L188 165H187V168H191L193 170H198L199 168H201V164H203V162H205L207 159H206V155L207 154H216L214 151H217V150H221V149H217L219 146H218V140ZM207 142V143H206ZM211 144V149L207 152L206 154V151H207V146ZM46 150V149H45ZM45 153H47V151H45ZM183 166V165H182ZM24 182V181H22ZM22 182H16L14 183L13 181H5V180H1L0 179V186H11V187H15V188H23V187H30V188H35L37 186V184L33 185V184H28V183H22ZM31 183H33V181H29ZM1 195V194H0ZM236 200L239 199V197H234ZM60 199V198H59ZM59 199H56L54 201V204H55V214H51L54 213V210H52V208L50 209V204L47 205L46 207H44L42 210H43V213L45 215V217L47 218L49 215H52V221L51 222H48V226L47 225H43V229H46V227H51V228H55L53 231H50L51 233H53L55 236H58V238L60 239V228H58V226L55 225V220L60 217V210H61V207H60V210L57 209V206L59 204ZM9 202L12 203V201L10 200H7ZM59 219V218H58ZM59 221H61L59 219ZM80 221V220H79ZM78 226L80 228V231L83 232V236L87 239V240H90V239H100V234L99 232H97L95 228H90L88 226V223L86 221H82V222H79L78 223ZM64 241H67L69 242V240H64ZM90 260V259H89ZM91 261V260H90ZM92 263H94V261H92Z\"/></svg>",
    "mask_w": 264,
    "mask_h": 264
}]
</instances>
